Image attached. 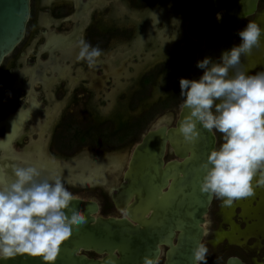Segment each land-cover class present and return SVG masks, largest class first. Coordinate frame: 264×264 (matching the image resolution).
<instances>
[{"label": "flooded vegetation", "instance_id": "flooded-vegetation-1", "mask_svg": "<svg viewBox=\"0 0 264 264\" xmlns=\"http://www.w3.org/2000/svg\"><path fill=\"white\" fill-rule=\"evenodd\" d=\"M201 1L29 0L24 34L0 64V172L11 180L13 165L35 166L94 202V222L125 216L111 192L148 131L173 124L183 101L179 81L203 44L186 31ZM261 1L239 32L248 20L259 23ZM80 39L104 52L91 70L77 61ZM166 248L159 246L160 264ZM74 254L102 261L108 252Z\"/></svg>", "mask_w": 264, "mask_h": 264}, {"label": "water", "instance_id": "water-1", "mask_svg": "<svg viewBox=\"0 0 264 264\" xmlns=\"http://www.w3.org/2000/svg\"><path fill=\"white\" fill-rule=\"evenodd\" d=\"M259 0H202L188 16L187 34L203 40L195 48L189 80L199 79L204 69L197 62L210 58L221 62L224 52L235 46L243 20L255 13ZM220 16L218 19L217 16ZM29 16V0H0V64L20 41ZM190 51L191 45H187ZM183 102V101H182ZM189 114L180 109L171 126L151 129L142 142L128 153L121 181L111 192L115 206L125 216L94 218L92 201L78 200L72 206L85 212L87 223L61 246L55 264H142L145 256L159 254L166 245L162 264H195L193 249L203 241L206 217L213 196L200 191V165L216 146L214 131L197 125L199 138L186 143L179 132L180 121ZM168 150L169 158L165 159ZM94 222V223H93ZM83 247L108 255L102 261L74 252ZM117 250L119 258L114 251ZM0 264H42L40 258L16 257ZM224 264H246L230 255Z\"/></svg>", "mask_w": 264, "mask_h": 264}, {"label": "clouds", "instance_id": "clouds-1", "mask_svg": "<svg viewBox=\"0 0 264 264\" xmlns=\"http://www.w3.org/2000/svg\"><path fill=\"white\" fill-rule=\"evenodd\" d=\"M262 33L260 25L249 20L239 32L241 43L224 52L221 62L198 61L197 67L204 69L199 80L179 81L181 109L189 110L179 124L185 142L199 138L198 124L222 134L220 146L200 165V191L224 206L264 188V71L248 75L239 69L241 57L260 46ZM77 47V61L90 70L104 55L84 39ZM78 200L60 176H44L35 166L13 165L11 180L0 172V261L27 256L55 264L62 244L87 223L85 212L72 206ZM207 254L208 247L198 243L193 249L195 264H207ZM142 264H160L159 255L145 256Z\"/></svg>", "mask_w": 264, "mask_h": 264}, {"label": "rangeland", "instance_id": "rangeland-1", "mask_svg": "<svg viewBox=\"0 0 264 264\" xmlns=\"http://www.w3.org/2000/svg\"><path fill=\"white\" fill-rule=\"evenodd\" d=\"M256 18L264 30V0ZM240 43L239 36L237 46ZM239 69L248 75L264 71V33L260 46L251 55L241 57ZM205 230L208 262L222 263L229 255H238L248 264H264V188H257L253 197L237 200L231 206H224L215 198L206 217Z\"/></svg>", "mask_w": 264, "mask_h": 264}]
</instances>
